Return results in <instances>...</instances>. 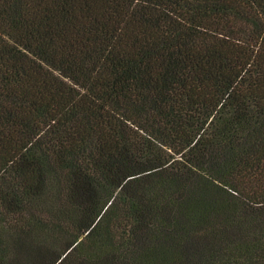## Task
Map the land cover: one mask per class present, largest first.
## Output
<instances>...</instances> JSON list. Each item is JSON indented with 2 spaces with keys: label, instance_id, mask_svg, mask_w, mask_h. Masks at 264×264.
<instances>
[{
  "label": "trees",
  "instance_id": "16d2710c",
  "mask_svg": "<svg viewBox=\"0 0 264 264\" xmlns=\"http://www.w3.org/2000/svg\"><path fill=\"white\" fill-rule=\"evenodd\" d=\"M0 264H264V0H0Z\"/></svg>",
  "mask_w": 264,
  "mask_h": 264
}]
</instances>
